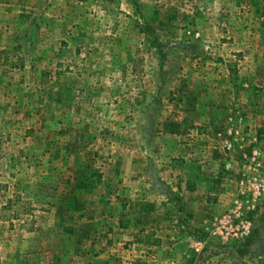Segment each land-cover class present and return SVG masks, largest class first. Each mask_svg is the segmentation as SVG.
I'll use <instances>...</instances> for the list:
<instances>
[{"label":"rangeland","instance_id":"obj_1","mask_svg":"<svg viewBox=\"0 0 264 264\" xmlns=\"http://www.w3.org/2000/svg\"><path fill=\"white\" fill-rule=\"evenodd\" d=\"M208 148L240 173L192 254L264 264V0H0V264H147Z\"/></svg>","mask_w":264,"mask_h":264},{"label":"crops","instance_id":"obj_2","mask_svg":"<svg viewBox=\"0 0 264 264\" xmlns=\"http://www.w3.org/2000/svg\"><path fill=\"white\" fill-rule=\"evenodd\" d=\"M188 155L208 158L203 160V167L201 163L191 165V160L187 159L183 164L186 172H179L181 177L173 179L171 188L163 184L168 197L162 195L160 216H153L149 210L146 213L148 217L145 223L149 225L148 228H144V225L141 228L140 249L147 264H208L204 256L200 258L199 254H192V246L202 255L207 249L205 239L194 235L195 228L205 233L208 221L215 213L224 211L234 197L240 173L235 163L226 169V162L231 160L228 157L222 160L223 154L217 155L209 148L207 154L205 150L202 153L195 149ZM171 191L181 197L183 207L179 208V203L172 199Z\"/></svg>","mask_w":264,"mask_h":264},{"label":"built area","instance_id":"obj_3","mask_svg":"<svg viewBox=\"0 0 264 264\" xmlns=\"http://www.w3.org/2000/svg\"><path fill=\"white\" fill-rule=\"evenodd\" d=\"M253 178L256 181L255 188H254L255 190L253 194L256 196L257 194H259L261 191L264 190V178H257V177H253ZM250 182H251V179L248 180V183ZM218 226L222 228L220 232L226 235L228 234L236 235V231L238 230V224H235L230 214L220 218L218 221Z\"/></svg>","mask_w":264,"mask_h":264},{"label":"trees","instance_id":"obj_4","mask_svg":"<svg viewBox=\"0 0 264 264\" xmlns=\"http://www.w3.org/2000/svg\"><path fill=\"white\" fill-rule=\"evenodd\" d=\"M148 30H150V27H148ZM147 33L149 32L147 31ZM155 42H156L155 47L158 49L159 54H161V58H163L164 54L162 50V44L157 39H155Z\"/></svg>","mask_w":264,"mask_h":264}]
</instances>
